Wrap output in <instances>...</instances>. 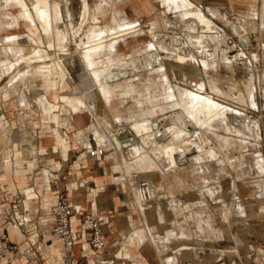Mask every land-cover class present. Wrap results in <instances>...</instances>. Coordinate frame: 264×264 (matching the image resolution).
<instances>
[{
  "label": "bare ground",
  "instance_id": "1",
  "mask_svg": "<svg viewBox=\"0 0 264 264\" xmlns=\"http://www.w3.org/2000/svg\"><path fill=\"white\" fill-rule=\"evenodd\" d=\"M162 1L168 6L172 1L181 18L172 20L164 14L153 15L149 21L151 42L144 45L143 40L132 47L127 43L131 40L130 34L139 26L134 23L137 21L114 27L110 17L115 14L122 22L128 21L130 15L120 5L123 2H128L137 15L154 11L146 0H35L33 5L27 0H0V31L4 32L0 33V97L10 96L11 92L17 94L15 113L21 128L32 119L40 125L41 122L53 123L55 131L61 133L53 138V144L37 146L38 155L24 157L21 150L13 151L11 160L16 173L22 178L28 176L32 182L23 186L24 205L31 210L33 203L40 199L44 206L54 202L50 187L51 175L56 173L44 167L37 175L36 170L39 157L51 161L54 155L60 154L59 146L65 137L64 128L59 124V101L62 100L70 107L72 121L68 122L69 128L77 127L80 117L89 116L90 121L84 126L83 133L77 132L87 148L86 155L102 159V152H113L115 162L111 171L117 183L122 184L120 190L125 193L129 207V212L119 217L123 224L122 240L126 250H130L127 255L137 264H147L140 260L143 257L141 247L146 244L152 247L159 264H177L176 255L167 256L169 245L177 241L192 245L195 254H199L206 244L214 243V250H219L221 256L226 253L223 244L229 243L232 245L227 252L230 259L238 256L243 261L239 237L235 233L240 226L230 217V208L237 206L241 210H237V214L242 217H234L262 229L260 232L264 236V156L259 154L260 150L245 153L251 143L247 136L262 137L261 120L219 102L211 93L240 95L237 84L216 73L221 66L229 69L236 66L237 73L247 77V98L253 104L256 98L253 90L255 67L241 62L245 52L235 47L238 43L230 47L223 45L226 32H221L192 0ZM249 1L251 4L249 10L243 11L244 16L255 17L259 12L254 4L257 0L231 1L227 8L231 9L233 3ZM262 14L264 17V5ZM22 24L27 32H6L8 27ZM71 39L77 47L75 52L69 49ZM45 41L49 50H56L50 51L54 60H48L41 49ZM195 48L199 54L195 53ZM69 70L74 74L70 78L76 80L75 84L69 79ZM171 76L184 81L185 86H173ZM5 80L9 88L3 87ZM140 85L144 89H140ZM207 86L211 93L207 92ZM133 104L139 109L135 110ZM39 107L47 114L46 117L42 114L44 119ZM1 120L0 127L6 128ZM232 122H236L242 137L239 132L241 138L219 136L218 144L212 146V139L207 138L205 130ZM41 133L44 137H54ZM5 138L7 146L3 156L12 147V137ZM18 139L22 144L28 136L22 135ZM93 151L97 152L96 157L91 155ZM231 170H234L235 179L256 172L255 178L249 180L253 199L242 203L235 192L233 197L236 199L226 201L225 208H218V216L192 211V202L173 191L176 182L171 176L177 175L183 181L188 175L187 182L177 185L180 190L188 184L210 195L213 179L218 181L217 186L214 184L218 197H223L226 187L221 179L223 175H231ZM205 173L208 175L201 177V186H198L195 179ZM155 176L160 178V183L155 181ZM34 179H37L39 189L33 183ZM140 180H143L141 187ZM143 182L148 184L149 193L142 186ZM83 183L80 180V184L85 185ZM230 187L238 189L237 181L232 180ZM107 188L108 185L103 184L94 189L95 210L101 211L100 199ZM164 198L167 203L162 202ZM101 216L109 222L110 217ZM52 222L53 216L42 219L43 224ZM180 222L187 223L191 230L183 232L178 228ZM73 223L74 229L79 231L77 216H74ZM229 232L233 234L230 239L227 238ZM16 234L22 235L19 224L11 230L12 237ZM86 247L85 253L90 255L92 250L88 244ZM52 251L55 256L50 263L60 264L62 254L59 247L54 245ZM260 253L263 255L262 251ZM102 259H110L115 264L123 261L114 255ZM188 259L205 263V258ZM5 261L3 257L1 263Z\"/></svg>",
  "mask_w": 264,
  "mask_h": 264
},
{
  "label": "rangeland",
  "instance_id": "2",
  "mask_svg": "<svg viewBox=\"0 0 264 264\" xmlns=\"http://www.w3.org/2000/svg\"><path fill=\"white\" fill-rule=\"evenodd\" d=\"M27 1L31 5H33L35 0H33V2L31 0H27ZM146 1L151 4V6L154 10V13L150 17L144 16V21H142L139 17H132V15L129 12V9H126L127 6L130 5L128 2H123L122 4H120L122 7H124L126 12L129 13V15H130L128 24L129 23L133 24L134 21H137L138 23L137 22H134V23L139 25L138 28L132 32L134 34H132V33L130 34L131 40L127 43V46H132L134 44H137L139 42V40H141V41L147 40V42L144 41V45L149 43V41L151 42L152 38H151V34H150L149 21L153 15L164 14L172 20H179L181 18L179 16L178 10L176 9L177 7H174V5H172L173 4L172 1L169 2L170 7L167 4H163L162 0H146ZM192 1L195 5H197L203 9V11L206 13V15L209 16L215 22L214 23L215 26H217V28L221 32L227 33V34L225 33V36H223V38H222L223 45L225 47H230V45H234L235 43L236 44L238 43L237 46L235 45V47H237L240 50L242 49L243 52H245L243 55L244 57H242V59H241V62H246L248 67H250V65L252 68L255 67L254 68V76H255V84L256 85H254L255 88L253 90L256 91V92L254 91L256 98H255V102L253 104L249 103L248 98H247L246 86H245V83L247 82V77L245 75H243V73H237L238 70H237L236 66H234L233 69H229L225 66H221L219 68L218 72H216V73L219 74L223 79L229 80L230 82L237 84L239 86V89H240V95L239 96L238 95L233 96L232 94L224 95V94H219V93H211V89L209 86L206 87V90H207V92H210L215 97V99H217L219 102L226 104V105H229L232 108L237 109L241 112H244V114L252 116L253 118L256 117V118L261 120L262 137L259 139L256 136H247L246 138L248 140H250L251 143L247 147V150L245 151V153L248 154L249 152L260 150L261 153H259V154L264 156V26L262 25L263 20H264V17L262 14L264 1L263 0H257L256 2H254V4H256L257 8L259 9V12L255 17H245L244 16L243 11L249 10V4H251L250 1L248 3L247 2L233 3L234 6L231 9L227 8V7H229V4L231 3V1H236V0H192ZM220 3H222L224 5H222ZM218 5H219V7H218ZM171 6H173V7H171ZM173 8H175V9H173ZM246 19H248L247 22H246ZM224 38H227V39L224 41ZM71 40L73 42L70 41L69 49L72 52H75L76 51L75 49H77V47L75 48L76 44H73L75 42L74 39H71ZM45 43L47 44V42L45 41L44 44L41 45V49L48 56V60L51 61L53 59L52 58L53 55L51 53L55 49L49 50L48 49L49 47ZM195 49H196L195 53L199 54L198 49L197 48H195ZM50 51H51V53H50ZM251 57H253V58L251 59ZM255 57L257 60H259L258 57H260V60L256 62ZM241 66H243V65L241 64ZM22 68H25V65H22ZM211 73H213V72H211ZM255 73H256V75H255ZM72 74H73V72L71 70H69V79H71L72 83L75 84L76 80L74 78H70V76L74 77V74L73 75ZM170 81H171V84L175 87L177 85L185 86L184 81H181V80H179L173 76L170 77ZM3 87L9 88L7 81L5 83H3ZM140 89H144V86L140 85ZM12 94H14V93L11 92L10 96ZM10 96L5 97V99L9 98ZM256 100H257L258 104L256 103ZM61 101L62 100L59 101V104L61 106V115H60L61 121L59 122V124L61 123L60 124L61 128H64L65 137H64V142H62L59 146L60 154L54 155L51 161L47 157H45V158L39 157L38 161L41 158L44 160V163L49 164V166H46L45 164H43L42 162L40 163V161H39V167L36 170V174L37 175L41 174V169L44 167H47V168H50L53 173H56V175H60V176L62 175L61 178L64 182L72 179V184H74L76 186V185H78L77 183L78 182L80 183V180H82V179H80V180H78V182L76 181V179L78 177L77 172H82V169H80V167L82 166V161L83 160L85 161L86 159L91 158V157L86 155L87 148L82 144V141L80 140L81 139L80 134L83 133L84 127H78L77 126V127L72 128L73 130L68 127L69 126L68 122L71 123V121H72V118L69 114L70 107L68 104L64 103L63 101L61 102ZM62 103H64V104H62ZM17 104H18V100H17ZM133 106H135V104H133ZM138 109H139L138 106H135V110H138ZM39 111L41 112V117L44 119V117H46L47 114H44V111L41 107H39ZM170 113L171 112H169V114ZM42 114L44 117L42 116ZM0 120L5 123L4 126L6 127L8 123L6 121H4L3 118H0ZM30 120L33 121L35 127L37 128L39 142H40L41 138H43V139L47 138L50 141V143H48V144H53L54 143L53 138L61 135V133L55 131V127H54L53 123L44 124V122H41V125H40L39 122H37L36 120H32V119H30ZM64 121H65V124H64ZM67 128H69L70 130ZM77 130H79V131H77ZM205 131H206L205 134L208 136L207 138L212 139V146H216V144H218V137L219 136L234 137V138H241L242 137L241 133L237 130L236 122L223 123V124L221 123L215 127H210L209 129H207ZM41 132L52 134V135H54V137H48V136L44 137ZM49 132H51V133H49ZM77 132H79L80 134H77ZM74 133H75V135H74ZM75 147L77 149H79L80 151L77 153V156H75L74 159H72V154H74V153L71 152V149L72 148L75 149ZM13 151H14L13 147H11L8 150L7 154H5V156H3V164L9 165V164L13 163V161L11 160V159H13V155H14ZM234 152L237 153V150H234ZM38 154H39V151L37 150L35 155H38ZM113 159H114L113 152L108 151L104 157V161L108 162V164L111 166L113 164V162H115L114 161L115 159L114 160ZM75 163L78 165H76ZM58 165H60V166H58ZM231 171H232L231 175H223L222 179H221L222 184L224 185V187H226L223 191V193H224L223 197H222V195L218 197L217 190H216L217 189L216 186L218 185V181H214L213 179L211 181L212 185L210 184V186L212 187V191H211L210 195L201 193L197 189H193L191 186H188V184H186L184 186V188L182 190H180L177 185L178 184H184L183 181L187 182V180H189L188 175L183 178V181H181V179L177 175L171 176L172 177L171 180L173 182H176V188L175 189L173 188V191L176 193V195H178L182 199L190 200L192 202V205H191L192 211H194V210H196L198 212L205 211V213L207 212L208 214H213V215L218 216L217 209L218 208H225L226 207L225 204L227 203L226 201H228V203H229V202L235 200L236 198L233 197V196H235V194L233 195V193H235V192L236 193L238 192V195H237L238 199H241L242 203H244L245 201H249V200L253 199V196L251 195V193L253 191V187L250 184L249 180H253L255 178V176L257 175V174H255L256 172L250 173V174L248 173L249 175H247V174L243 175L242 174L239 176V178L235 179L234 170H231ZM257 173L259 174V172H257ZM56 175H54V176H56ZM207 175H208L207 173L200 174L195 179L198 186H201V177L207 176ZM39 176H41V175H39ZM51 176H53V175H51ZM110 176H112L111 182L113 185L110 188H112V187H115L118 189L122 188V184H118L117 181L115 180L114 174H112L111 169H110ZM79 177H86V175H82V173H81V175ZM232 180L237 181L238 189L237 188L232 189V187H230ZM141 181H143V180L139 181V185H140ZM155 181L157 183H160L161 180L158 176H155ZM216 182H217V184H216ZM96 186L97 185L93 186L94 198L96 195L94 192V189L96 188ZM140 187H141V185H140ZM214 192L216 195L214 194ZM52 196H54L53 192H52ZM232 198H233V200H232ZM20 199H21L20 202L17 199L12 204L13 205L12 210H9V212H6L5 215L4 214L0 215V227H2L3 225H9V226L11 225L12 227H10V229L12 230L13 226L19 224L20 228L22 229L21 231H23V232H22V235H19V234H16V235L20 236V238H25L27 236L28 240L30 238H34L37 241L42 240V237H39V234L41 233L40 232L41 229L46 234V238L51 237V235H52L51 228L53 227V222L51 224H43L42 219L44 216H52V212H51L52 204L50 203L47 206H44L41 202V199H40L35 204H33V211L30 214L28 211L23 210V208L25 206L24 205V199H25L24 195H22ZM224 200H225V203H224ZM262 201L263 200H261L260 202H262ZM162 202L167 203V199H165V198L162 199ZM14 204H15V206H14ZM78 206L80 208H83L82 205H78ZM1 207H0V213L3 210ZM8 207H10V206H8ZM241 207L243 209V205H241ZM230 209H231V214H230L231 216L230 217L233 220H235L238 223V225L240 226V228L238 230H236L235 233L239 237V248L241 249V251L244 255L243 261H241V259L238 256L230 259V256L227 252L229 251L228 247H230L232 245L229 243L223 244V250H225L226 253L222 254V256H221V253L219 250H217V251L214 250V248H213L214 243L206 244L204 246V248L200 250L199 254H195L196 252H195L194 247L192 245L183 244V243H180L177 241V242H174L173 244L169 245L168 250H167V256L176 255L178 260H180L182 257H186V258L198 257L200 259L205 258L206 261H208L211 264H222L223 261H225V263H227V264H264V236H262V232H260V230L262 231V229H259L258 227H254V226L251 227V225H253V224H251L249 221L242 219V218L241 219L237 218L238 216L242 217V215H240L239 213L237 214V210L241 211L240 209H237V206L232 205V207ZM97 211H99V210H97ZM192 211L190 212V214L193 216L194 213ZM127 212H129V210ZM101 214H103V213L100 211V215ZM235 215L237 216L236 217L237 219L234 217ZM26 216H29V217H26ZM26 218H28V219L26 220ZM218 220H219V217H218ZM262 220L264 221V212H262ZM103 222H106V221L103 220ZM177 224H178V228L181 229L183 232L187 233L191 230L190 226L185 222H180ZM84 227H85L84 225L81 226V228H84ZM250 232L252 234H250ZM0 233L2 234L1 230H0ZM232 235L233 234L229 232V234L227 235V238L230 239ZM119 241H120L118 243L119 246H118L116 252L113 253L114 257H116L118 259H120V258L132 259L130 257V255H127V253L130 252V250H126L127 248H126L125 243L123 242L122 238ZM49 244H52V241H50ZM28 246L30 249V245L28 244V242H26L25 244H22L21 249L25 254H26V252L30 253V251L28 250ZM35 250H38V246H35L34 249L31 250V253H33ZM261 251L263 252V255H261V253H260ZM24 253L22 254V258L24 261H26V256ZM85 254L89 255L88 253H85ZM251 255H252V258H249V256H251ZM253 258L255 259V261L253 260ZM156 259H157V257H156ZM93 260H94V258H91V261H93ZM132 260H134V259H132ZM134 261L137 264V261L136 260H134ZM49 264H51L50 260H49Z\"/></svg>",
  "mask_w": 264,
  "mask_h": 264
},
{
  "label": "crops",
  "instance_id": "3",
  "mask_svg": "<svg viewBox=\"0 0 264 264\" xmlns=\"http://www.w3.org/2000/svg\"><path fill=\"white\" fill-rule=\"evenodd\" d=\"M126 9H129V12L132 15V17H139L142 21H144V16L150 17L154 13V11H151L137 15L135 14L133 8L130 5L127 6ZM128 22L129 19L128 21L122 22L120 20V17L115 14L110 17V23L114 27H118L120 24H126ZM17 31L27 32L23 24L19 27H12V28L8 27L6 32L11 33ZM0 33L2 34L4 32L0 31ZM139 42L140 44L142 43L141 40H139ZM134 46L135 45H132V47ZM0 107H1L0 118H3L4 121L8 123L6 128L0 127V207L2 206L1 208L3 209L0 215L3 214L5 215L6 212L12 210V206H13L12 204L17 199L19 202L21 201L20 198L22 195H24L23 186L32 183L28 176H24L22 178L18 173H16L14 163H11L9 165L3 164V153L7 146L5 137L9 135L12 137L11 145L13 147V150L14 151H17V149L21 150L23 152L24 157L34 156L37 151L36 148L37 146H40L41 144H48L50 143V141L47 138L45 139L41 138L40 139L41 143L39 142L37 128L35 127L33 121L29 119L27 120L26 127L24 128L20 127L18 116L15 113V108L17 107L16 93L12 94L7 99L0 97ZM89 121L90 119L88 115L80 117L78 127L86 126L89 123ZM26 134L28 136V140L27 141L25 140L21 144L19 141L20 139H18V137L22 135L26 137ZM79 151L80 150L77 149L76 147L75 149L73 148L71 149V152L74 153L72 154V159H74V157L77 156V153ZM104 157L102 159L88 158L85 161L84 160L82 161V166L80 168L82 169V172H77L78 177L76 181L78 182V180L80 179L84 180L85 186H80L79 182L77 183L78 185L75 186L74 184H72V179L67 180L65 182L62 180V183L68 190L67 194L71 202L76 205L78 204L82 205L83 207L82 215L92 212L94 208L93 186L103 185V184L108 185V188L104 191L103 196L100 199V203H99L101 207V212L107 215L108 218L110 217L109 222H103L104 238L106 240L108 247L103 252H96L90 247L92 253L90 255H86L85 254L86 250H83L82 248L83 240H79L77 241L73 249V264H96L95 261H97L99 256H104L106 258L112 256L113 253H115L118 248L117 243L122 238L121 234H122L123 224L119 220V217H122L124 214L128 213L127 211L129 210V207L128 205H126L127 203H126L125 193L118 188L115 187L110 188L111 186H113L110 178L111 166L108 164V162L104 161ZM39 161L40 163L42 162L46 166H49V164L44 163L43 159L40 158ZM81 173L82 175H86V177H79ZM37 182H38L37 179H34L33 183L36 185L37 189H39ZM23 210L28 211L31 214L33 211V205L31 210H28L25 206ZM98 212L100 213V210ZM77 217H78V221L79 220L81 221L82 216L80 215ZM54 225H55V220L53 217V227L51 228L52 231ZM10 227L11 225L10 226L3 225L2 227H0V230L2 231V234L0 233V248L4 250V257L6 258L4 264H49V260L55 256L52 251L54 245H57L59 247L62 256L65 254V247L63 243L56 240L53 234L51 235V237L46 238V234L42 229L40 231L41 233L39 234V237H42V240L37 241L38 244L40 245V249L35 250L33 253H31V250H33L35 246L33 247L31 245L30 240L27 239V236L25 238H20V236L18 235L12 237ZM50 241H52V244H49ZM26 242H28V244L30 245V249L28 246V250L32 255L31 258H29L21 249L22 244H25ZM10 244H16L18 246V250L13 251L9 249ZM141 251L143 254L141 253ZM23 253L26 256V261H24L22 258ZM140 253L143 256L140 260H143L144 263L159 264L156 259L155 253L149 244L143 245L141 247ZM91 258H94V260L91 261ZM249 258H252V255L249 256ZM1 260L2 259H0V264H2ZM253 260L255 261L254 258ZM132 261L133 264H136L134 260ZM129 263L130 262L127 260L125 264H129ZM196 264H210V263L205 259V263L198 262ZM222 264H227V263H225L224 261Z\"/></svg>",
  "mask_w": 264,
  "mask_h": 264
},
{
  "label": "built area",
  "instance_id": "4",
  "mask_svg": "<svg viewBox=\"0 0 264 264\" xmlns=\"http://www.w3.org/2000/svg\"><path fill=\"white\" fill-rule=\"evenodd\" d=\"M106 153L107 152L104 151L101 154L105 156ZM91 155L96 157L97 152L93 151ZM61 176L53 175L51 178L50 190L54 193V202L51 207V212L55 220L52 234L54 238L62 242L65 247V254L62 256L60 264H73V249L77 241L83 240V250H86V244H88L89 247H91L96 252H103L107 249L108 246L104 238L103 217L94 208L92 212L82 215L83 208H80L78 205L71 202L67 194L68 190L62 183ZM80 186L85 185L80 184ZM142 186L145 187L149 193L148 184L143 182ZM80 215L82 216L81 221L79 220L80 230L76 231L74 229L73 218L74 216ZM82 225H84L85 227L81 228ZM29 240L33 247L38 246V249H40V245L38 244L36 239L30 238ZM9 249L15 251L18 250V246L16 244H10ZM26 255L29 258L32 257L31 253L26 252ZM3 257L4 250L0 248V259H2ZM102 257L105 258L104 256H99L96 264H115L110 259L103 260ZM121 259L123 261L116 264H125L127 260L130 262L129 264H133V261L130 258ZM177 264L196 263L186 257H182Z\"/></svg>",
  "mask_w": 264,
  "mask_h": 264
}]
</instances>
